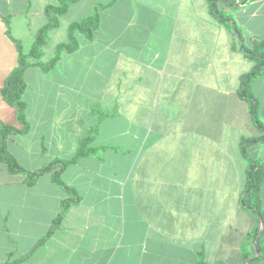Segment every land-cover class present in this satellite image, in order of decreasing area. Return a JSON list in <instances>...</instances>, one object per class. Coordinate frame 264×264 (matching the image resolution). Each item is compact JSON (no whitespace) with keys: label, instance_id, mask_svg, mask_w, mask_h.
Instances as JSON below:
<instances>
[{"label":"crops","instance_id":"obj_1","mask_svg":"<svg viewBox=\"0 0 264 264\" xmlns=\"http://www.w3.org/2000/svg\"><path fill=\"white\" fill-rule=\"evenodd\" d=\"M108 1L71 3L48 32L41 60L66 41L70 23ZM56 3L0 0V128L20 127L1 95L17 66L15 42L27 53ZM214 4L245 44L264 36V0H116L99 11L91 38L77 35L75 51L48 71H24L29 130L5 138L17 163L35 171L70 159L91 128L97 151L61 171L76 192L71 200L51 173L29 185L0 162V264H250L258 257L253 232L261 218L240 204L249 166L241 140L262 135L239 94L254 62ZM250 90L264 119V74ZM95 105L101 114H92ZM247 147L264 166V141ZM258 196L264 210V182ZM66 199L58 227L31 252Z\"/></svg>","mask_w":264,"mask_h":264},{"label":"trees","instance_id":"obj_2","mask_svg":"<svg viewBox=\"0 0 264 264\" xmlns=\"http://www.w3.org/2000/svg\"><path fill=\"white\" fill-rule=\"evenodd\" d=\"M76 1L77 0H57L56 4L48 5L46 7L45 13L48 19L47 23L39 28L34 34V40L27 53L23 52L21 45L17 41L15 42L18 54L17 66L6 77L1 88V95L3 98L16 110V118L20 127L13 128L7 125L1 126L0 162L5 164L9 172L23 174L29 185H31L36 180L37 176L44 173H51V178L54 184L65 191L68 194L70 200L76 196V192L73 188L67 186L63 182L61 178V171L67 165L77 163L80 159L94 154L97 151V148L91 146L96 134V129H89L85 137L79 139L75 154L70 159H55L35 171H27L17 163L15 158L6 149L5 138L9 134H24L29 130V123L25 115L26 102L23 97L25 90V82L23 79L24 71L28 67L32 66H37L42 71H48L53 67L63 52L70 53L75 51L78 47L77 35L82 34L86 38H91L93 31L99 24V11L107 8L116 0H109L106 4L95 5L91 15L84 17L79 21L70 23L67 27L66 41L57 44L53 57L49 61L43 62L41 58L43 56V47L47 43L48 32L59 25V17L67 12L71 3ZM214 10L216 11L219 20H221L227 27L233 29L239 35V40H241V51L245 56L252 59L254 62L251 70L242 76L241 89L239 91V94L247 103L248 112L255 127L262 132V135L258 137L241 140V154L249 162L246 172V183L244 190L248 189L249 192L245 196L241 197L240 204L243 208L250 210L253 214L259 215L261 218V227L256 228L253 232V240L256 243L257 250L259 251V256L250 263L253 264L264 260V210L261 208L258 196L259 186L264 182V166L259 161L251 159L246 153L245 149L247 145L251 143H259L264 141V122L259 120L258 102L250 90L251 82L258 76L264 74V36L260 38H254L250 45L245 44L242 42L240 31L233 22L232 18L229 15H224L222 12L218 11V8L215 4ZM98 113L101 114V109L98 105H95L92 114L96 115ZM68 202L69 199L63 200L62 208L57 214L56 218L53 220L49 230L34 245L31 252L43 244L50 237L52 232L58 227V224L63 216L65 206L68 204ZM18 262L19 261H7L5 264H16ZM199 264L205 263L200 261Z\"/></svg>","mask_w":264,"mask_h":264},{"label":"rangeland","instance_id":"obj_3","mask_svg":"<svg viewBox=\"0 0 264 264\" xmlns=\"http://www.w3.org/2000/svg\"><path fill=\"white\" fill-rule=\"evenodd\" d=\"M108 1V0H107ZM100 4H105V3H103V2H101ZM100 4H98V5H100ZM70 6V5H69ZM52 46V44H50L49 43V46L48 47H51ZM258 117H259V120H261L262 122H264V119H263V117H261V115H260V112H259V110H258ZM246 153L248 154V155H250V150H249V148L248 147H246ZM260 159L263 161V163H264V149H261L260 150ZM259 162L262 164V162L259 160ZM246 190H248V189H246ZM246 190H244V192L243 193H245V191Z\"/></svg>","mask_w":264,"mask_h":264},{"label":"water","instance_id":"obj_4","mask_svg":"<svg viewBox=\"0 0 264 264\" xmlns=\"http://www.w3.org/2000/svg\"><path fill=\"white\" fill-rule=\"evenodd\" d=\"M249 192V190H246L245 193H243L242 197L245 196L247 193ZM259 216V215H258ZM260 219V218H259ZM261 227V220H260V225L259 228ZM256 255L259 256V251L256 249Z\"/></svg>","mask_w":264,"mask_h":264}]
</instances>
